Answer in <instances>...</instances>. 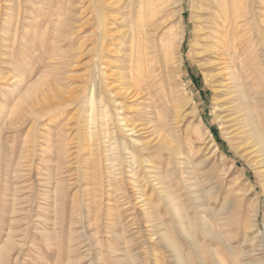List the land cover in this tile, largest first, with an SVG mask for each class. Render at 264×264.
<instances>
[{
  "label": "rangeland",
  "instance_id": "rangeland-1",
  "mask_svg": "<svg viewBox=\"0 0 264 264\" xmlns=\"http://www.w3.org/2000/svg\"><path fill=\"white\" fill-rule=\"evenodd\" d=\"M1 1V24L7 6L22 4L26 11L18 43L11 38L0 48V264H176L163 234L184 264H264L263 156L249 127L236 129L244 119L234 113L231 84L213 77L219 70L207 54L216 35L232 44L237 56L228 70L239 77L264 137V0H228L225 18L216 8L202 13L193 0H182L173 17L167 0L161 24L148 37L158 48L160 38L167 45L169 65L167 73L158 72L165 83L150 90L136 87L148 85L149 73L141 82L129 79L126 1L102 0L108 31L99 52L95 0H46V9L57 1L62 20L53 24L60 41L50 62L43 29L29 26L32 0ZM97 60L101 72L94 78ZM48 83L49 99L39 93ZM124 120L137 123L135 132ZM154 126L178 156L155 145ZM133 141L148 146L134 152Z\"/></svg>",
  "mask_w": 264,
  "mask_h": 264
},
{
  "label": "bare ground",
  "instance_id": "bare-ground-1",
  "mask_svg": "<svg viewBox=\"0 0 264 264\" xmlns=\"http://www.w3.org/2000/svg\"><path fill=\"white\" fill-rule=\"evenodd\" d=\"M1 1V0H0ZM5 1V0H4ZM3 1V2H4ZM17 1V0H16ZM24 1V0H23ZM48 1H51V0H48ZM53 2L55 0H52ZM51 1V2H52ZM104 1V0H103ZM103 1L101 0H95L94 1V6L92 8V12L94 13V15L96 16V25L98 27H101L102 30L99 31L98 33V43H99V52L102 51V47H101V42L104 41L105 39V31L107 32L108 31V27H107V24H104L103 21H104V18L105 16L103 15V9L105 7H103ZM106 1V0H105ZM119 1H122V0H116L115 1V4L119 3ZM126 1V4L127 6L130 8V13L128 14L129 15V18H128V22H127V26L126 29H127V35H130V40L128 43H130V47H129V58H130V67L129 69L132 70L134 72V74L129 78L130 80L133 81H143V78L145 75L148 76V73L150 74V81H148L146 79V81H148V85H145V80H144V84H142L144 86V88L142 87V85H140L138 82V85L136 86L137 89H151V87L154 85L156 86L155 84L157 83L158 85L162 82L165 83L164 81V78L163 76H159V74L161 75L162 72L164 73H167L166 71L168 70V65H169V56L167 55V45L163 42V40L160 38V42L157 43V45L159 44V48L158 46H156L154 43L152 44V40L148 37V34L150 33V28L154 27V28H157L160 24H161V20L163 19L162 17V9L163 7H165V5H167L168 1L167 0H124ZM1 1V3H3ZM9 2V1H8ZM44 2H46V0H32V1H28V4L30 5L31 7V11H29L30 13H32L31 15V19H30V23H29V26L31 27H40L43 29V31L40 33V41L44 43V47H45V54H46V57L45 59H48V61L50 62V58L54 59V55H52V53L54 51H56V49H58L59 45H57V43H59L60 39H57L56 36H55V31H57V28L55 27V24L56 22H61L62 20H60V15L61 13L56 10V4H57V1L56 3L51 4L50 2V7L48 9L46 8H43L42 6L44 5ZM113 2V1H112ZM194 2V5H195V2H196V7L201 9L202 10V13L206 12V11H210L212 10L211 8H216L217 9V14L220 16V18H222V14H224V10L226 9L225 7L228 6V3L229 1L228 0H193ZM21 3V2H20ZM110 3V2H109ZM59 4V3H58ZM111 4V3H110ZM109 4V5H110ZM122 4V2H121ZM170 4L172 5V7L174 8L173 9V14L172 16L175 17V14L176 12L178 14L181 13L183 7H182V0H171ZM4 5V4H3ZM9 5V4H7ZM16 5V4H14ZM49 5V4H47ZM24 6V5H23ZM59 6V5H58ZM126 6V5H125ZM178 6V7H177ZM4 7V6H3ZM48 7V6H46ZM175 7H177L178 9H175ZM8 8V10L10 11L9 12H6L5 16L6 18L2 21V24H1V27L0 29H2V32H4L5 34H2L0 36L1 38V44H0V48H4V49H7L8 46L10 45L9 41H11V38H12V42L11 43H15L18 41V38L23 35V32H22V23H23V19L25 18V11L26 9H23L22 7V4L19 6H17V8H12L10 9V7H6ZM108 8V7H107ZM128 8V9H129ZM169 9V8H167ZM30 10V9H29ZM61 10V9H60ZM118 10V9H117ZM120 10V9H119ZM172 10V9H171ZM121 11V10H120ZM123 11V10H122ZM162 11V12H161ZM224 11V12H223ZM125 12H129V11H125ZM212 12V11H211ZM106 13V12H105ZM172 12H170L171 14ZM3 14V12L1 13ZM125 14V13H124ZM127 14V13H126ZM125 14V16H126ZM165 14V13H164ZM122 16V15H121ZM180 16V15H179ZM225 18L227 16V14L225 13L223 15ZM120 18V17H119ZM124 18V17H123ZM180 19V17H179ZM228 19V18H227ZM227 19H223V23H222V28H221V32L224 33V28H225V23L227 22ZM126 21V20H125ZM122 22V21H121ZM120 22V23H121ZM124 22V21H123ZM168 22V21H167ZM113 23V22H112ZM158 23V24H157ZM202 24L204 25H208L209 23L204 20H202ZM217 24V23H216ZM123 25V24H122ZM161 28V27H160ZM181 29V28H180ZM21 30V31H20ZM155 33H156V30H154ZM183 31V30H182ZM180 32V36H179V43L182 41V38H183V32ZM21 32V33H20ZM154 34V33H153ZM157 34V33H156ZM204 35V34H203ZM154 36V35H153ZM157 36V35H156ZM126 37V36H125ZM209 38H212L210 37L209 35L206 36V40L209 39ZM67 40V39H66ZM126 41V40H125ZM154 41V40H153ZM18 43V42H17ZM167 43V42H166ZM28 44V43H27ZM168 44V43H167ZM204 44H211L207 41L204 42ZM230 43H228V40L225 39V35H216V39H215V43H213V49L214 50H209L207 52V54L209 56H212L213 58V62L210 63V65L212 64L213 66H215L216 68H218L219 72L214 75L213 77L217 78V79H224L226 81V84H231V94L233 93V95L231 96L233 99L231 101H236V105H237V111L234 112L235 114L237 113H240V115L242 116V119L244 121L243 125L239 128H236V129H243V127H249L247 130L248 131H251L250 133H252V135L255 137L252 139V141L254 142V146L255 145H258V150L261 152L263 158H262V162L264 164V137L261 133V131L259 130V127L258 125L256 124L255 120H254V115L251 111V107H250V103L248 101V98L246 96V94L244 93V90L242 88V85H240V82H239V77L235 76L234 74V70L232 69L234 64H235V60H234V56H237L235 50L232 51V44L231 46L229 45ZM122 45V44H121ZM123 45H124V42H123ZM127 45V43H126ZM109 47V46H108ZM120 47V46H119ZM13 48V47H12ZM78 48V47H77ZM15 49V48H14ZM9 51V50H8ZM127 52V50H126ZM11 53V52H10ZM1 56V54H0ZM14 57V56H13ZM126 59V58H125ZM124 59V60H125ZM128 59V57H127ZM6 61V60H4ZM47 61V60H46ZM15 62V61H14ZM122 63V62H121ZM128 63V62H126ZM15 64V63H14ZM49 65L50 64H46L44 65L46 67V69L49 68ZM231 66V70H228ZM100 60H97V63L96 65L94 66V71H93V76L94 78L98 75L99 73L101 72L100 71ZM121 68V67H120ZM7 69V67H6ZM128 69V67H127ZM125 69V70H127ZM129 70V72H130ZM118 71V70H117ZM120 71V70H119ZM128 71V70H127ZM5 72V71H4ZM122 72V71H121ZM159 72V74H158ZM20 73V72H19ZM42 74H40V76L38 77V79L36 80V84H41L42 81H43V77L47 74L45 71L41 72ZM53 74V73H52ZM131 74V73H129ZM128 74V75H129ZM165 75V74H164ZM20 76V75H19ZM118 76V75H117ZM127 76V75H126ZM169 76V75H168ZM119 77V76H118ZM155 78L156 81H155ZM52 79V78H51ZM125 79V77L123 78ZM167 80V84L169 83L168 79L166 78ZM20 82L24 81V80H19ZM94 81V80H93ZM119 81V80H118ZM121 81V80H120ZM222 81V80H221ZM50 83H53V82H50ZM136 83V82H135ZM136 83V84H137ZM152 83V84H151ZM94 84V82H93ZM130 84V83H128ZM126 85V84H125ZM133 83H132V87H133ZM163 85V83H162ZM165 85V84H164ZM28 86V85H27ZM41 86V85H40ZM127 86V85H126ZM131 86V85H130ZM218 86H224V84H221L219 83ZM227 86V85H226ZM45 87V85H44ZM50 87H53V86H50L49 83L47 84V88H42L40 89V92L42 96H46L48 99H49V94L47 92H49L50 90ZM164 87V86H163ZM166 87V86H165ZM33 87L32 86H29L28 87V91H30ZM93 88L91 91V97L93 95V90H94V85ZM119 88V87H118ZM123 88V87H122ZM168 88V87H167ZM26 89V88H25ZM127 90V88H125ZM133 89V88H132ZM135 89V87H134ZM133 89V90H134ZM149 89V90H150ZM123 90V89H122ZM125 90V93H132V91H130L128 89V91L126 92ZM164 90V89H163ZM130 91V92H129ZM141 91V90H140ZM100 92V91H99ZM102 92V91H101ZM104 92V91H103ZM124 92V91H123ZM172 92V91H171ZM30 93V92H29ZM28 93V94H29ZM120 93V92H118ZM124 93V94H125ZM130 93V94H131ZM140 93V92H139ZM142 93V92H141ZM26 94V93H25ZM27 94V95H28ZM70 94V93H69ZM101 94V93H99ZM153 94V93H152ZM136 97L137 93L136 92H133L131 96H134ZM72 96V95H70ZM126 96V95H125ZM129 96V95H128ZM142 96V95H141ZM150 96V95H149ZM25 97V96H24ZM138 97V96H137ZM39 98V97H38ZM51 98V97H50ZM107 98V97H106ZM152 98V96L150 97ZM47 99V100H48ZM95 99V98H94ZM99 99V98H98ZM102 98L100 99V103L104 104L103 101H102ZM230 99V98H226L224 101H223V104L224 102H227V100ZM20 99H18L19 101ZM65 100L67 101H70L71 100V97H67ZM143 100V99H141ZM152 100V99H150ZM91 101V110L90 112H93V98L90 100ZM95 101V100H94ZM98 101V100H97ZM106 101V99H105ZM117 102V101H116ZM135 102V101H134ZM152 102V101H151ZM107 103V102H106ZM121 103V102H120ZM101 105V104H99ZM107 105V104H106ZM153 105V104H152ZM252 105V104H251ZM108 106V105H107ZM122 106V104H121ZM124 106V105H123ZM122 106V107H123ZM141 106V105H140ZM146 106V105H145ZM127 107V106H126ZM147 107V106H146ZM95 108V107H94ZM104 108H107V107H104ZM143 108V107H142ZM145 108V107H144ZM152 108V107H151ZM235 108V107H234ZM126 109V108H125ZM146 109V108H145ZM150 109V108H149ZM153 109V108H152ZM233 109V108H231ZM103 110V109H101ZM146 111V110H145ZM107 112V110H106ZM136 112V111H135ZM147 112V111H146ZM104 113V112H103ZM108 113V112H107ZM105 114V115H108V114ZM92 114V113H90ZM132 114V113H131ZM104 116V115H103ZM105 117V116H104ZM135 117V116H134ZM139 118H142L139 117ZM150 118V117H149ZM127 119V118H126ZM134 119V118H133ZM133 119L131 120V122L133 121ZM151 119V118H150ZM92 120V119H90ZM102 120V119H101ZM104 118H103V123L104 122ZM123 120V119H122ZM121 120V121H122ZM135 120V119H134ZM143 120V119H141ZM166 120V119H165ZM130 121V120H129ZM160 121V120H159ZM167 121V120H166ZM242 121V122H243ZM123 122V121H122ZM153 122V121H152ZM156 122V121H155ZM235 122V121H234ZM154 123V122H153ZM137 124V123H136ZM135 124V125H136ZM151 124V123H150ZM158 124V123H156ZM104 125V124H103ZM117 125V124H116ZM134 124L124 120V126L126 128H128V130H133L136 128ZM239 125V124H238ZM241 125V124H240ZM137 126V125H136ZM150 126V125H149ZM153 126V125H152ZM166 126V125H165ZM235 126V125H234ZM108 127V126H107ZM116 127V126H115ZM138 127V126H137ZM161 127V126H160ZM57 128V127H56ZM60 128V127H59ZM58 128V130H59ZM118 127H116L117 129ZM141 128V126H140ZM139 128V129H140ZM150 128V127H149ZM162 128V127H161ZM233 128V127H232ZM97 129V128H96ZM92 130V129H91ZM105 130V129H104ZM119 130V129H118ZM137 130V129H136ZM57 131V130H56ZM55 131V132H56ZM103 131V130H102ZM101 131V132H102ZM109 131V130H108ZM116 131V130H115ZM153 133H156L155 135V138H156V141H155V145L156 146H159L160 149H167L170 151V153L172 152V155H177L178 154V150L172 148V144H170L171 142L166 139V136L163 134L164 132L160 131L159 128H157L156 126L153 127L152 129ZM60 132V130L58 131ZM106 132H107V129H106ZM110 132V131H109ZM135 132V131H134ZM151 132V131H150ZM232 132V131H231ZM49 133V132H48ZM64 132H61V134H63ZM115 133V132H113ZM111 133V134H113ZM236 133V132H235ZM50 134V133H49ZM102 134H105V133H102ZM108 134V133H107ZM110 134V133H109ZM116 134V133H115ZM152 134V133H150ZM58 135V133H57ZM101 135V134H100ZM153 135V134H152ZM151 135V136H152ZM50 138H51V135H49ZM62 136V135H60ZM99 136V135H98ZM97 136V137H98ZM109 136V135H108ZM107 136V137H108ZM113 136V135H112ZM56 137V136H55ZM63 137V136H62ZM61 137V139H62ZM100 137V136H99ZM117 137V136H116ZM119 137V136H118ZM48 137V139H50ZM58 138V137H57ZM64 138V137H63ZM101 138H105V137H102ZM111 136L109 137V140H110ZM60 138H58V140H56L58 143L61 142V139L59 140ZM98 139V138H97ZM108 139V138H107ZM113 139V137H112ZM120 139V137H119ZM153 139V138H152ZM65 140V139H64ZM64 140L62 139V141L64 142ZM116 141H119L117 140V138H115ZM174 140V139H173ZM55 141V142H56ZM100 141H103L100 140ZM99 141V142H100ZM108 141V140H107ZM114 141V140H113ZM137 141V140H136ZM135 141V142H136ZM148 142H150L149 140H147ZM153 141V140H152ZM47 142V140H46ZM48 142H51V141H48ZM47 142V143H48ZM134 143V145L132 144V148L134 149V152L136 151H139V152H142L144 151V148L146 146H148L146 143L147 142H143V144H145L146 146L144 148H140V146L136 145V143ZM138 142V141H137ZM109 143V142H108ZM117 143V142H116ZM140 143V142H139ZM97 144H99L97 142ZM150 144V143H149ZM251 144V143H250ZM49 145V144H48ZM111 145V144H110ZM115 145V144H114ZM113 146V144H112ZM119 146V145H118ZM143 146V145H142ZM154 146V145H152ZM174 146V145H173ZM50 147V146H49ZM114 147V146H113ZM53 148V147H52ZM51 148V149H52ZM57 148L59 149L60 148V145L57 146ZM115 149L118 147H114ZM125 148V147H124ZM128 148V147H127ZM126 148V149H127ZM139 148V149H138ZM147 148V147H146ZM145 148V149H146ZM116 149V150H117ZM137 149V150H136ZM62 150V148H61ZM91 150V149H89ZM125 150V149H124ZM136 150V151H135ZM148 150V149H147ZM120 151V150H118ZM156 151V150H155ZM61 152V151H60ZM131 152V151H130ZM254 152V151H253ZM92 153V152H91ZM90 153V154H91ZM119 153V152H118ZM119 156H120V153H119ZM128 156V155H127ZM178 156V155H177ZM110 157V156H108ZM116 157V156H115ZM115 157L113 158L115 160ZM135 157V153H131L130 155V159H133ZM112 159V157L110 158ZM117 159V157H116ZM107 160V159H106ZM110 161V160H109ZM116 161V160H115ZM142 161H147V160H142ZM112 163V162H111ZM148 163V162H147ZM110 164V163H109ZM111 166V165H110ZM143 166V165H141ZM113 167V165H112ZM140 167V166H139ZM110 168V167H108ZM112 169V168H110ZM192 170V169H191ZM190 170V171H191ZM109 171V170H108ZM151 172V171H150ZM156 173V172H155ZM193 174V171L191 172ZM190 173V175H191ZM109 174V173H108ZM160 176V175H159ZM188 176V175H187ZM194 176V175H193ZM154 177V176H153ZM158 177V176H157ZM164 177V176H163ZM162 178V176H161ZM158 180L160 179L159 177L157 178ZM163 179V178H162ZM166 179V177H165ZM164 179V180H165ZM185 179V178H183ZM126 180V179H125ZM163 180V181H164ZM187 180V179H185ZM189 180V179H188ZM191 181V180H190ZM157 182V180H156ZM155 182V183H156ZM161 182V181H160ZM166 182V181H164ZM163 182V183H164ZM172 182V181H171ZM189 182V181H188ZM148 183V182H147ZM136 184V183H135ZM193 185V184H191ZM97 186V185H96ZM158 186V185H157ZM160 186V185H159ZM163 186V185H162ZM166 186V185H165ZM167 187V186H166ZM166 187L164 189H166ZM195 187V186H194ZM168 188V187H167ZM154 189V188H153ZM162 189V188H161ZM189 189H192L191 187H189ZM195 190V189H194ZM191 191V190H189ZM193 191V189H192ZM112 192V191H111ZM165 192V191H164ZM199 194V193H198ZM168 196V194H166ZM172 195V194H170ZM173 196V195H172ZM195 196H198L195 194ZM202 196V194L200 195ZM203 197V196H202ZM201 197V198H202ZM164 198H167V197H164ZM172 198V197H171ZM172 200V199H171ZM202 200V199H201ZM169 201V200H167ZM174 201V200H172ZM171 202V201H170ZM169 202V203H170ZM176 202V201H175ZM173 203V202H172ZM170 205H172L170 203ZM175 205V204H174ZM206 205V204H204ZM166 207V206H165ZM178 207H176L177 209ZM204 208V207H203ZM206 208L209 210V213H210V208H208V206L206 205ZM207 210V211H208ZM180 212V211H179ZM256 212V211H255ZM212 213V211H211ZM210 213V216L213 214ZM214 215V214H213ZM215 216V215H214ZM180 218V217H178ZM179 221V220H178ZM184 226V225H183ZM183 228V227H182ZM185 228V227H184ZM211 230V229H210ZM183 231V230H182ZM215 232V231H214ZM157 233V232H156ZM205 232H203L204 234ZM211 233V235L213 236L214 233L212 234V231L209 232ZM216 234H218V232H215ZM161 234V233H160ZM159 235V234H157ZM165 234L161 235L160 236V241L163 242V244L165 245V247H167L169 250H170V253H171V258L175 261L176 264H184L185 262L182 261V258L180 256V253H178V247L172 243V241L170 239H168L166 236H164ZM186 235V234H185ZM210 235V236H211ZM188 236V235H187ZM222 236V235H221ZM224 238V237H223ZM224 240V239H223ZM225 241V240H224ZM227 242V241H226ZM227 246V244H226ZM242 263V262H240ZM239 263V264H240ZM245 263V262H244ZM248 264V263H247Z\"/></svg>",
  "mask_w": 264,
  "mask_h": 264
}]
</instances>
